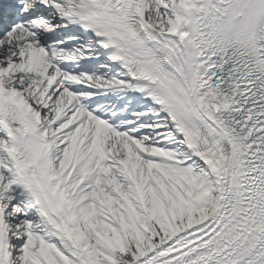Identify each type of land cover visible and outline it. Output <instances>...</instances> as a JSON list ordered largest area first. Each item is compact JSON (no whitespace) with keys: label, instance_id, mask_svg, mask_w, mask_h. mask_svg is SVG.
<instances>
[{"label":"snow or ice","instance_id":"obj_1","mask_svg":"<svg viewBox=\"0 0 264 264\" xmlns=\"http://www.w3.org/2000/svg\"><path fill=\"white\" fill-rule=\"evenodd\" d=\"M230 2L0 0V264H264V29L217 38Z\"/></svg>","mask_w":264,"mask_h":264},{"label":"clouds","instance_id":"obj_2","mask_svg":"<svg viewBox=\"0 0 264 264\" xmlns=\"http://www.w3.org/2000/svg\"><path fill=\"white\" fill-rule=\"evenodd\" d=\"M228 7L226 18L216 24L217 38L233 45L251 46L253 36L264 29V0H231ZM197 29L196 23L189 25L190 36L196 38ZM209 31L213 29L210 27Z\"/></svg>","mask_w":264,"mask_h":264}]
</instances>
